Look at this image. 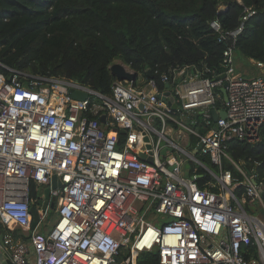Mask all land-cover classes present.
<instances>
[{
  "label": "built area",
  "instance_id": "1",
  "mask_svg": "<svg viewBox=\"0 0 264 264\" xmlns=\"http://www.w3.org/2000/svg\"><path fill=\"white\" fill-rule=\"evenodd\" d=\"M255 13L245 7L232 31L211 21L227 43L224 72L209 77L197 66L170 68L162 74L169 85L163 91L154 78L142 88L116 79L106 95L0 62L10 71H0V221L11 264H114L123 253L122 264H137L142 252L156 253L159 264H264V183L229 152L233 141L257 142L264 123V75L248 78L236 67V41ZM71 88L89 95L76 100ZM167 90L176 108L160 97ZM183 128L199 138L194 147L188 140L191 150L168 136H182ZM199 168L213 176L210 186L199 185ZM55 175L60 183L52 188ZM33 183L51 187L56 203L57 221L46 232L39 230L42 221L32 228ZM36 206L41 220L47 210ZM15 227L24 235L15 237L9 231Z\"/></svg>",
  "mask_w": 264,
  "mask_h": 264
},
{
  "label": "trees",
  "instance_id": "2",
  "mask_svg": "<svg viewBox=\"0 0 264 264\" xmlns=\"http://www.w3.org/2000/svg\"><path fill=\"white\" fill-rule=\"evenodd\" d=\"M245 7L256 13L238 36L236 62L247 60L260 71L264 0H0V62L30 75L72 80L106 95L116 80L110 67L121 62L137 73L135 86L149 82L150 70L163 91L162 74L170 68L197 66L209 77L225 71L227 43L219 41L211 21L219 19L225 31L235 30L243 23ZM0 71L10 74L2 65ZM51 89L57 91L56 85ZM196 117L203 131L202 113ZM119 134L122 144L125 134ZM198 140L193 135L192 147ZM229 152L234 162L254 170L264 183V123L257 142L233 141ZM203 159L217 170L208 156ZM224 167L243 178L232 161L225 160ZM199 173V185L210 186L213 176L204 168ZM44 194L32 184L36 205H43ZM0 229L6 232L2 224ZM11 231L15 237L24 235L16 227ZM137 264H159L158 255L142 252Z\"/></svg>",
  "mask_w": 264,
  "mask_h": 264
},
{
  "label": "water",
  "instance_id": "3",
  "mask_svg": "<svg viewBox=\"0 0 264 264\" xmlns=\"http://www.w3.org/2000/svg\"><path fill=\"white\" fill-rule=\"evenodd\" d=\"M110 68H111L112 73L116 77V79L119 80V81H128V82L135 83V81L137 80V73H135L134 71L129 70L127 68V66L125 64L121 63V62L114 63L113 65H111ZM149 73H150V77L153 78L154 76H153V74L151 73L150 70H149ZM221 77L224 78L225 74H223ZM166 86L169 88V85H166ZM221 91L223 92L224 99L226 101L227 97H228L227 90H226V85L221 88ZM70 92H71L72 97L74 99H76V100H83V99L87 98L88 95H89L87 91H83V90H79V89H75V88H71ZM169 95H170V91L167 90V91L164 92V94H160V97L163 100L168 101V104L172 105L173 108H176V104L172 103L173 98H171V100H168V96ZM212 112H213L214 119L217 120L218 119L217 112L215 110H213ZM220 116L225 117L226 116V111L225 110L221 111ZM101 121L105 122L106 121V117L102 116L101 117ZM145 140L148 141L149 138L146 136ZM147 148H151V145L150 144L147 145ZM150 153L151 152H149V154L148 153H144V152H140L139 154H140V157L142 159H146V160L151 162L153 160V158L150 155ZM59 183H60V181H59L57 175H55L53 177L52 188H55ZM44 193H45V195H44V201H43V205H42L43 211L47 210L49 204H50V208L54 209L56 207V203H55V201H50L51 200V187H47L45 189ZM31 212L33 214L32 228L36 229V227L38 225V222L40 221V213H39V210H38V208H37V206L35 204L32 205ZM3 237H4V234L0 230V243L3 242ZM117 261L119 263H122V259L121 258H118Z\"/></svg>",
  "mask_w": 264,
  "mask_h": 264
},
{
  "label": "rangeland",
  "instance_id": "4",
  "mask_svg": "<svg viewBox=\"0 0 264 264\" xmlns=\"http://www.w3.org/2000/svg\"><path fill=\"white\" fill-rule=\"evenodd\" d=\"M236 67H237V71L240 74H243L244 76H246L248 78L254 77V75H256V74L257 75L260 74V71H258V68L256 67V65L254 63H252V62L247 61V60L238 59L237 62H236ZM127 68L129 70H131L128 66H127ZM140 80H141V78L139 79V81ZM179 81L182 82V79H179ZM176 117L178 119H180L181 121H183V122H185V123H187V124H189V125H191L192 127L195 128V126L190 122V119L188 117L182 116L179 113H176ZM182 134H183L182 136H179V132L178 131L168 132V136L170 138H172L175 142H177L180 146H182L185 149H190L191 150V147L188 145L187 142H188V140L193 138V136L184 128H183V133ZM197 156L200 157L199 154ZM240 164L242 165V163H240ZM37 187H38V191L40 193H42V194L45 191V189L47 188V186H43V185L37 186ZM247 209L249 211H252V207H248L247 206ZM258 209L259 208L257 207L256 210H258ZM260 210H261V208L259 209V211ZM153 217L154 216L151 215V218H149V216H148V217H146V219L153 221L154 220ZM40 221L45 223V225H43V227H40L39 230L42 231V232L48 231L55 224V222L57 221V214H56V212H54V209L49 207L47 209L45 215H44V218H42ZM0 224H2L1 221H0ZM11 229H15V228H9L10 232H12ZM0 230L2 231V229H0Z\"/></svg>",
  "mask_w": 264,
  "mask_h": 264
},
{
  "label": "crops",
  "instance_id": "5",
  "mask_svg": "<svg viewBox=\"0 0 264 264\" xmlns=\"http://www.w3.org/2000/svg\"><path fill=\"white\" fill-rule=\"evenodd\" d=\"M260 74L264 75V68H259ZM257 75V74H256ZM0 264H11L10 255L7 251L2 247V243H0Z\"/></svg>",
  "mask_w": 264,
  "mask_h": 264
},
{
  "label": "bare ground",
  "instance_id": "6",
  "mask_svg": "<svg viewBox=\"0 0 264 264\" xmlns=\"http://www.w3.org/2000/svg\"><path fill=\"white\" fill-rule=\"evenodd\" d=\"M147 237V236H146ZM146 239V238H145ZM150 241V240H149Z\"/></svg>",
  "mask_w": 264,
  "mask_h": 264
},
{
  "label": "clouds",
  "instance_id": "7",
  "mask_svg": "<svg viewBox=\"0 0 264 264\" xmlns=\"http://www.w3.org/2000/svg\"><path fill=\"white\" fill-rule=\"evenodd\" d=\"M4 234V233H3Z\"/></svg>",
  "mask_w": 264,
  "mask_h": 264
}]
</instances>
